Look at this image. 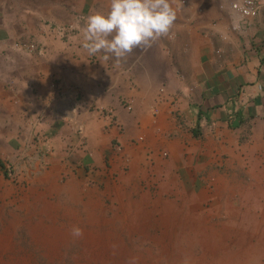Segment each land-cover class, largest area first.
<instances>
[{"label": "crops", "instance_id": "crops-1", "mask_svg": "<svg viewBox=\"0 0 264 264\" xmlns=\"http://www.w3.org/2000/svg\"><path fill=\"white\" fill-rule=\"evenodd\" d=\"M229 1L169 0V33L119 62L0 4V126L26 127L70 183L154 170L218 185L256 149L264 173V7L242 18Z\"/></svg>", "mask_w": 264, "mask_h": 264}, {"label": "rangeland", "instance_id": "rangeland-1", "mask_svg": "<svg viewBox=\"0 0 264 264\" xmlns=\"http://www.w3.org/2000/svg\"><path fill=\"white\" fill-rule=\"evenodd\" d=\"M0 4L11 11L40 10L44 24L52 23L66 39L90 14L107 13L110 0ZM5 125L0 126V264H264L258 149L243 159L247 168L231 163L229 182L222 177L218 185L212 177L208 183L154 170L121 186L113 177L76 184L40 159L26 127ZM73 227L83 235L73 236Z\"/></svg>", "mask_w": 264, "mask_h": 264}, {"label": "clouds", "instance_id": "clouds-1", "mask_svg": "<svg viewBox=\"0 0 264 264\" xmlns=\"http://www.w3.org/2000/svg\"><path fill=\"white\" fill-rule=\"evenodd\" d=\"M176 20L169 0H110L107 13H94L84 18L80 27L83 47L89 55L103 53L102 59H126L135 49L150 48L166 36ZM71 234L83 235L73 227Z\"/></svg>", "mask_w": 264, "mask_h": 264}, {"label": "built area", "instance_id": "built-area-1", "mask_svg": "<svg viewBox=\"0 0 264 264\" xmlns=\"http://www.w3.org/2000/svg\"><path fill=\"white\" fill-rule=\"evenodd\" d=\"M263 7L264 0H232L229 2V9H231V11L238 14L242 18L255 16L257 12Z\"/></svg>", "mask_w": 264, "mask_h": 264}]
</instances>
